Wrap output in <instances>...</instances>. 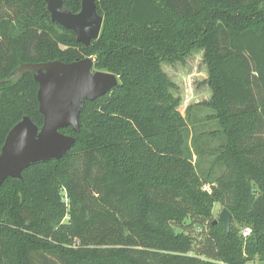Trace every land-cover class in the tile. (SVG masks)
Returning <instances> with one entry per match:
<instances>
[{"label": "trees", "instance_id": "obj_1", "mask_svg": "<svg viewBox=\"0 0 264 264\" xmlns=\"http://www.w3.org/2000/svg\"><path fill=\"white\" fill-rule=\"evenodd\" d=\"M95 4L100 33L84 45L44 0H0V152L22 117L43 124L33 74L6 80L20 64L92 57L118 78L84 101L78 132L59 129L75 138L60 159L0 184V264H264V0ZM195 49L211 90L195 106L217 128L192 139L193 161L192 106L181 115L161 66ZM204 135L220 143L200 173ZM214 203L231 213L228 231Z\"/></svg>", "mask_w": 264, "mask_h": 264}, {"label": "water", "instance_id": "obj_2", "mask_svg": "<svg viewBox=\"0 0 264 264\" xmlns=\"http://www.w3.org/2000/svg\"><path fill=\"white\" fill-rule=\"evenodd\" d=\"M50 19L74 32L76 40L89 45L100 33L103 17L96 12L95 0H81L73 13L62 0H44ZM25 72L33 74L38 84L37 101L43 124L36 126L24 116L8 132L0 152V184L6 178H19L31 163L60 159L74 144L75 138L60 132L71 127L78 132L79 114L87 99H95L118 84V78L107 71L94 70V59L85 57L73 62L59 60L22 63L6 80H18ZM231 213L223 208L218 219L229 230Z\"/></svg>", "mask_w": 264, "mask_h": 264}, {"label": "rangeland", "instance_id": "obj_3", "mask_svg": "<svg viewBox=\"0 0 264 264\" xmlns=\"http://www.w3.org/2000/svg\"><path fill=\"white\" fill-rule=\"evenodd\" d=\"M162 69L169 77L170 81L173 82L175 88H171V93L179 98L178 110L181 115L186 114V109L188 106H192L191 110L187 115V124L186 134L188 137V144L193 153V161L196 160L195 147L192 143V139L200 134H207L208 131L214 130L217 128V124L213 119L207 118V115L211 113L209 109L206 108H197L196 103L209 100L211 96V90L208 86V68L203 59V50L195 49L192 53L186 57L183 62H174V63H162ZM206 144H201L205 152L202 154H208L209 157L201 159L199 172L204 170L208 166L207 160L213 158V155L210 151L211 148L219 145L220 140L215 137H208L204 135L202 138ZM203 168V169H202ZM220 167H217L215 170V176L220 172ZM223 171V170H222ZM204 189L208 186L203 187ZM223 206L219 203H214L212 219L217 220ZM230 224H234L232 218ZM204 228H207L206 223ZM235 225V224H234ZM246 264H257V259L249 261Z\"/></svg>", "mask_w": 264, "mask_h": 264}, {"label": "built area", "instance_id": "obj_4", "mask_svg": "<svg viewBox=\"0 0 264 264\" xmlns=\"http://www.w3.org/2000/svg\"><path fill=\"white\" fill-rule=\"evenodd\" d=\"M249 232H250V230L247 228V229H244L243 231H242V235L243 236H246V235H248L249 234Z\"/></svg>", "mask_w": 264, "mask_h": 264}]
</instances>
